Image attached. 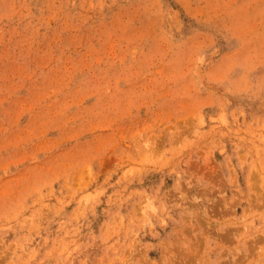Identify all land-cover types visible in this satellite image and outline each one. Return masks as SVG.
Wrapping results in <instances>:
<instances>
[{
	"label": "rangeland",
	"instance_id": "obj_1",
	"mask_svg": "<svg viewBox=\"0 0 264 264\" xmlns=\"http://www.w3.org/2000/svg\"><path fill=\"white\" fill-rule=\"evenodd\" d=\"M0 264H264V0H0Z\"/></svg>",
	"mask_w": 264,
	"mask_h": 264
}]
</instances>
